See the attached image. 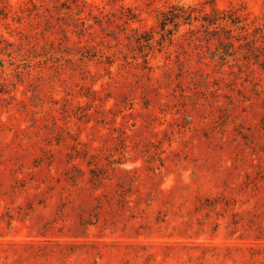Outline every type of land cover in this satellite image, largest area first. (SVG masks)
<instances>
[{
    "label": "rangeland",
    "instance_id": "rangeland-1",
    "mask_svg": "<svg viewBox=\"0 0 264 264\" xmlns=\"http://www.w3.org/2000/svg\"><path fill=\"white\" fill-rule=\"evenodd\" d=\"M183 6L264 25V0H0V264H254L264 56L184 27L135 60Z\"/></svg>",
    "mask_w": 264,
    "mask_h": 264
},
{
    "label": "trees",
    "instance_id": "trees-1",
    "mask_svg": "<svg viewBox=\"0 0 264 264\" xmlns=\"http://www.w3.org/2000/svg\"><path fill=\"white\" fill-rule=\"evenodd\" d=\"M184 27H189V33L192 34L194 41L209 38L210 42L213 38H216L218 40V55L222 60H226L228 56H233L237 49L236 42H240L238 47H242V40L250 49L260 50V54L264 56V41H260L264 39V25L258 23L257 19L250 20V14L240 11H221L216 6L212 8L211 12L197 6H183L174 7L163 13L158 27L155 31L149 32L147 37L138 36L136 39L137 44L140 49L145 50L142 51V56H136L137 59L135 60L139 62L141 59L143 64L149 65V56H154L157 52H162L167 46L172 45ZM250 31L258 34L256 38L259 40H249ZM98 53L102 59L127 58L124 57L125 53L121 51H115L112 54L99 51ZM257 58V62H260V56ZM260 238L257 237V240H261ZM177 247H180V245ZM192 248L195 249V253L200 252L191 258L197 261L205 260L208 262L221 253V248L214 245L201 244L194 245ZM227 250L230 251L231 248H227ZM252 251L254 264H264V245H256L252 248ZM230 255L231 253H228L226 256L230 259ZM150 257H153V255L151 254Z\"/></svg>",
    "mask_w": 264,
    "mask_h": 264
}]
</instances>
